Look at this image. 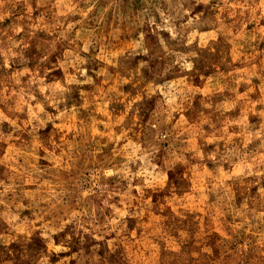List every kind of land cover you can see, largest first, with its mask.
Wrapping results in <instances>:
<instances>
[{
  "label": "rangeland",
  "instance_id": "374dc122",
  "mask_svg": "<svg viewBox=\"0 0 264 264\" xmlns=\"http://www.w3.org/2000/svg\"><path fill=\"white\" fill-rule=\"evenodd\" d=\"M0 264H264V0H0Z\"/></svg>",
  "mask_w": 264,
  "mask_h": 264
}]
</instances>
